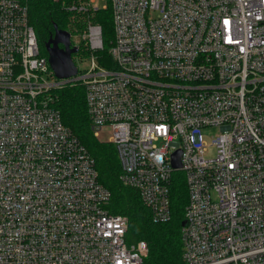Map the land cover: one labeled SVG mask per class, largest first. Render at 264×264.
<instances>
[{
    "label": "built area",
    "instance_id": "2783aa9c",
    "mask_svg": "<svg viewBox=\"0 0 264 264\" xmlns=\"http://www.w3.org/2000/svg\"><path fill=\"white\" fill-rule=\"evenodd\" d=\"M103 1L68 6L88 17L69 32L78 73L60 80L23 0H0V264H144L147 244L128 245V218L110 213L95 160L56 108L76 82L152 222L171 219L182 173L184 264H264V0ZM108 7L112 68L89 18Z\"/></svg>",
    "mask_w": 264,
    "mask_h": 264
},
{
    "label": "trees",
    "instance_id": "16d2710c",
    "mask_svg": "<svg viewBox=\"0 0 264 264\" xmlns=\"http://www.w3.org/2000/svg\"><path fill=\"white\" fill-rule=\"evenodd\" d=\"M79 0H23L28 8L29 22L34 28L43 54L45 44L54 34V26L67 32L83 30L78 14L68 6ZM102 28L104 49L99 53L101 66L112 68L108 50L114 39L110 7L97 10L89 17ZM85 19V16H84ZM56 108L65 126L70 128L96 163L100 182L111 192L110 213L128 218L126 240L129 246L144 241L148 247L144 264H184L181 232L188 203L186 182L181 172H176L170 186L171 219L165 223L152 222L149 210L143 205L134 189L125 187L121 180V166L116 148L111 143L98 140L91 130L85 102V89L81 82L69 84L57 91Z\"/></svg>",
    "mask_w": 264,
    "mask_h": 264
},
{
    "label": "water",
    "instance_id": "95a60500",
    "mask_svg": "<svg viewBox=\"0 0 264 264\" xmlns=\"http://www.w3.org/2000/svg\"><path fill=\"white\" fill-rule=\"evenodd\" d=\"M54 29V34L51 35L45 44L50 67L57 79L63 80L75 77L78 69L73 60V55L77 54L79 49L76 46H72L71 34L69 32L59 30L57 26H54ZM60 45L63 48H60ZM180 157V150L173 155L172 166L176 170L182 167Z\"/></svg>",
    "mask_w": 264,
    "mask_h": 264
},
{
    "label": "rangeland",
    "instance_id": "374dc122",
    "mask_svg": "<svg viewBox=\"0 0 264 264\" xmlns=\"http://www.w3.org/2000/svg\"><path fill=\"white\" fill-rule=\"evenodd\" d=\"M98 2L100 4V6L105 5V3H106L103 0H98ZM76 17L77 18L81 17V18H79V20L83 24L84 20L87 21L86 17H88V16H85V19H84V16H82V15H77ZM83 28H84V26H83ZM75 60L77 61V64H78L80 70H82V71L87 70L90 67V65H89L90 62L85 60V59L79 60L78 58H76ZM219 134H220V131L218 129H212V130L207 131L206 132V136H207L206 140H207L208 144H210V139H212V137H216ZM95 135L98 138V140L101 142L109 143L111 141V132H110L109 128H106L104 130H100V131L96 132ZM215 153H216L215 148L213 146H210V147L208 146V149H207L205 154L207 157H214Z\"/></svg>",
    "mask_w": 264,
    "mask_h": 264
},
{
    "label": "flooded vegetation",
    "instance_id": "af4514ba",
    "mask_svg": "<svg viewBox=\"0 0 264 264\" xmlns=\"http://www.w3.org/2000/svg\"><path fill=\"white\" fill-rule=\"evenodd\" d=\"M60 48H63V46H62V45H60Z\"/></svg>",
    "mask_w": 264,
    "mask_h": 264
}]
</instances>
